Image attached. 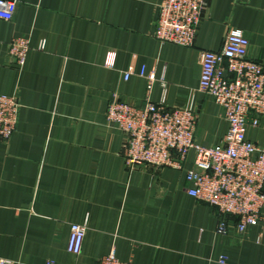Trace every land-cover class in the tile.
Listing matches in <instances>:
<instances>
[{
  "label": "crops",
  "instance_id": "0c3cea01",
  "mask_svg": "<svg viewBox=\"0 0 264 264\" xmlns=\"http://www.w3.org/2000/svg\"><path fill=\"white\" fill-rule=\"evenodd\" d=\"M8 1L16 6L0 19V95L20 108L0 143V261L98 264L112 254L130 264H264V225L217 234L214 210L187 195L191 165L128 167L125 135L105 117L114 99L139 106L153 77L151 102L179 108L193 97L196 141L219 144L227 125L196 90L201 55L237 29L264 66V0H206L192 47L155 39L160 0ZM17 37L30 46L21 67L9 55ZM246 138L264 148V118ZM85 221L81 253L71 255L70 226Z\"/></svg>",
  "mask_w": 264,
  "mask_h": 264
},
{
  "label": "built area",
  "instance_id": "2783aa9c",
  "mask_svg": "<svg viewBox=\"0 0 264 264\" xmlns=\"http://www.w3.org/2000/svg\"><path fill=\"white\" fill-rule=\"evenodd\" d=\"M206 5V0H160L155 39L192 47ZM15 6L13 1L0 0V19L10 21ZM248 46L242 32L231 29L219 51L201 55L196 90L210 97L227 125L219 144L204 146L196 141L193 97L179 108L166 107L164 99L151 102L153 77L148 78L139 106L114 99L105 110L107 122L125 135L123 156L128 167L183 170L185 164L191 165L185 171V180L191 185L187 195L214 210L215 232L220 235L230 229L241 235L250 227L264 225V148L246 138L247 129L258 127L264 118V66L248 57ZM44 48L41 42L38 50ZM29 50L26 37L9 43V55L20 67ZM19 108L16 97L0 95V143H6L15 132ZM86 230V221L70 226L69 254L81 253ZM219 262L225 263L223 258ZM0 264L11 263L3 260ZM98 264L130 263L110 254Z\"/></svg>",
  "mask_w": 264,
  "mask_h": 264
}]
</instances>
